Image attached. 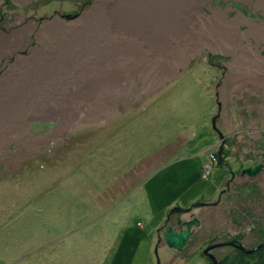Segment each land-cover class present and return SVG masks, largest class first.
I'll list each match as a JSON object with an SVG mask.
<instances>
[{
    "label": "rangeland",
    "instance_id": "obj_1",
    "mask_svg": "<svg viewBox=\"0 0 264 264\" xmlns=\"http://www.w3.org/2000/svg\"><path fill=\"white\" fill-rule=\"evenodd\" d=\"M130 1L0 0V73L46 85L23 93L45 122L0 136V264H213L212 245L264 243V0L152 6L124 22L137 41L53 38ZM179 220L203 222L182 249Z\"/></svg>",
    "mask_w": 264,
    "mask_h": 264
},
{
    "label": "crops",
    "instance_id": "obj_2",
    "mask_svg": "<svg viewBox=\"0 0 264 264\" xmlns=\"http://www.w3.org/2000/svg\"><path fill=\"white\" fill-rule=\"evenodd\" d=\"M86 25H84L85 27ZM83 29L81 25L77 27H73L71 31H68V33H62L58 36V34L54 35V39L61 40L63 38H70L73 43H82L80 36L82 34L80 33L79 30ZM249 28V27H248ZM85 30V29H84ZM61 31V29L59 30ZM87 31V30H85ZM92 38L97 37L96 40H102L103 38L106 39L107 36H105L102 33H96V32H91ZM100 36L102 37L100 39ZM105 36V37H104ZM95 39V38H94ZM111 40L110 38H107ZM251 38H247V41L250 40ZM234 40V39H233ZM64 42V41H63ZM233 42V41H232ZM233 46H235V49L237 50L236 52H239V49L244 48V43L243 40L242 42L238 40H234V44L231 43ZM30 69V68H28ZM27 68L23 69V71L26 72H15V71H8L0 75V136L3 134L5 127L11 124V129L13 130V133L16 135L19 134L20 131V126L22 128H26V126H31L33 123V117L34 116L35 121L34 124L37 123H43L45 122L44 120H41V118H37L36 114L32 113V111L37 112L38 107H40V102H38L39 97L38 95L35 96V98H30L27 97L25 98L23 93L25 92L26 89H29L31 92H35L39 89H41V86L45 85L43 79H41L40 74H33V73H28ZM34 80H37V83H35ZM109 81L110 78H108ZM40 80V83H39ZM45 80V79H44ZM33 84H31V83ZM46 86V85H45ZM37 89V90H36ZM22 92V93H21ZM39 94V93H38ZM25 95H28V92H25ZM46 93L44 94V96ZM20 96V97H17ZM47 100V99H46ZM40 101V100H39ZM12 103L14 106L17 108V110H11V106L9 104ZM15 119V120H14ZM19 120L20 122H17ZM14 121L18 123V131L15 132V127L14 126ZM47 123V122H46ZM12 130L10 132L12 133ZM4 134H7L6 132ZM3 134V135H4ZM1 149V148H0ZM13 151V149H10Z\"/></svg>",
    "mask_w": 264,
    "mask_h": 264
},
{
    "label": "bare ground",
    "instance_id": "obj_3",
    "mask_svg": "<svg viewBox=\"0 0 264 264\" xmlns=\"http://www.w3.org/2000/svg\"><path fill=\"white\" fill-rule=\"evenodd\" d=\"M137 1H139V3H137ZM171 1L172 0H133V1L131 0L130 2H128V4H130L131 2H134V4H133V9L134 10L132 8H130L131 10L127 11V9H126V11L128 12V14L125 13L124 15H121V16L119 15V19L118 20L115 19L116 20L115 22H113L114 19H111V16L112 15H115L114 13H115V11H116L117 8L115 7L114 9H112V7H114L112 4H110V5L108 4L107 7H106V4L105 5L103 4V7L101 8L102 9L101 10V14H100L101 16L100 15H97V16L88 15V17H85V19L83 21L84 23H81V24H83V25H81L83 27V29L81 28L79 30L80 33H78V34L79 35L82 34L80 36V39H81L82 43L85 42V41L88 42V43L92 41V35L89 34L91 32H96V33H100L101 32L102 34H104L105 36H107V38L112 39L117 44L122 43L121 42V37H123L124 39L126 38V36L128 38L129 37L135 38V35L134 34H136V33H134L132 35H129L128 34L129 31L126 28H125V31H124L123 27L124 26L127 27V24H125L124 22L130 23V25H135L136 22H138L140 20L139 19V17H140L139 15L140 14H143L144 15V19L142 21L143 22H147L149 24V26H150L151 21H149L148 19H145L146 18L145 16L147 14L151 13V11L153 10L152 9V6H155V10L157 11L156 12V15H159V13H161V12H163V14H167V11H168L167 9H170L169 4L173 5L171 3ZM197 1L198 0L194 1L195 4L197 3ZM194 2H190V4L192 5V4H194ZM184 6H186V5H184ZM105 7H106L107 10L105 9ZM130 7H132V5ZM103 10L109 11V16H107V18H105L102 15V14H105ZM142 11H143V13H142ZM120 13L123 14L121 11H120ZM136 14H139V15H136ZM116 15L114 16V18H117ZM123 17L125 19L123 20V23H122V18ZM86 21H91V22H89V25H88L89 28L88 29H87L86 26L84 27V24H85ZM130 21H133V22H130ZM152 24H153V22H152ZM140 26H143V24H140ZM210 26H214V27L220 28L221 27V23L220 24L219 23L218 24L217 23H214V24H211ZM84 29L87 30V31H89V32L86 33V31ZM55 34H57V31H56ZM94 38H95V40H94V43H95L97 37H94ZM68 41H69V45H71L68 48L69 49L73 48L72 46L74 45V43L72 42V40L70 38H68ZM135 41H137L136 38H135ZM133 45H136V44H133ZM125 47H127V45H125L124 48ZM170 214L171 213H168V216L169 217H170Z\"/></svg>",
    "mask_w": 264,
    "mask_h": 264
},
{
    "label": "water",
    "instance_id": "obj_4",
    "mask_svg": "<svg viewBox=\"0 0 264 264\" xmlns=\"http://www.w3.org/2000/svg\"><path fill=\"white\" fill-rule=\"evenodd\" d=\"M261 168V166H257L254 169H248V172L250 174H256L259 169ZM198 205H202L200 202L195 203L193 206H198ZM187 208H183V207H176L172 210V212L175 211H179V212H183L186 211ZM178 223L180 224V226H184L186 225V228L183 229L182 231H178L175 229L176 224H172V225H168L164 231V239L166 240V242L177 249H182L183 246L185 244H187L189 242V238L191 235V230L193 228V224L199 225V221H194V220H179ZM221 245V244H215L212 245L210 247H208L205 250V253L207 255L210 256V258L212 259L213 264H218V260L216 258V256L210 252V250L214 249L216 246ZM239 248H241L242 250H245L247 252H253L255 249H247L246 247H244L243 245H238ZM158 264H160V259H158Z\"/></svg>",
    "mask_w": 264,
    "mask_h": 264
},
{
    "label": "trees",
    "instance_id": "obj_5",
    "mask_svg": "<svg viewBox=\"0 0 264 264\" xmlns=\"http://www.w3.org/2000/svg\"><path fill=\"white\" fill-rule=\"evenodd\" d=\"M218 264H264V243L252 253L231 251L218 259Z\"/></svg>",
    "mask_w": 264,
    "mask_h": 264
},
{
    "label": "flooded vegetation",
    "instance_id": "obj_6",
    "mask_svg": "<svg viewBox=\"0 0 264 264\" xmlns=\"http://www.w3.org/2000/svg\"><path fill=\"white\" fill-rule=\"evenodd\" d=\"M177 219H178V215H177V218H176L175 220H172V222H173V221H176ZM200 220H201V219H200ZM200 220H199V221H200ZM169 221H171V217L168 219V222H167V223H169ZM199 224L201 225V224H203V222L200 221ZM167 225H168V224H167ZM166 227H167V226H166ZM164 229H165V228H164ZM235 241H236V240H235Z\"/></svg>",
    "mask_w": 264,
    "mask_h": 264
}]
</instances>
